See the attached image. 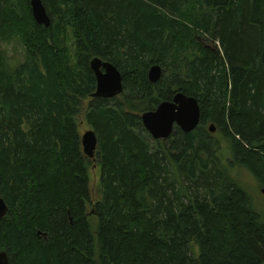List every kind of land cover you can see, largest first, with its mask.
I'll use <instances>...</instances> for the list:
<instances>
[{"label": "trees", "instance_id": "obj_1", "mask_svg": "<svg viewBox=\"0 0 264 264\" xmlns=\"http://www.w3.org/2000/svg\"><path fill=\"white\" fill-rule=\"evenodd\" d=\"M30 1L0 0L10 264H264V221L232 176L245 169L264 189V0H41L48 29ZM94 58L120 72L119 96L93 98ZM176 93L197 100L200 124L153 140L141 115ZM79 117L97 138L95 203Z\"/></svg>", "mask_w": 264, "mask_h": 264}, {"label": "water", "instance_id": "obj_2", "mask_svg": "<svg viewBox=\"0 0 264 264\" xmlns=\"http://www.w3.org/2000/svg\"><path fill=\"white\" fill-rule=\"evenodd\" d=\"M30 7L32 16L38 25L50 26V18L41 0H31ZM90 69L94 73L96 88L93 98L113 99L123 91L122 77L120 72L110 63L99 58L90 61ZM162 75L160 66L154 65L148 71L150 83H156ZM141 123L153 140L169 139L175 128L189 134L200 124V110L195 98L187 97L182 93H176L171 102L160 103L154 111L141 115ZM213 125L209 126V133H214ZM83 154L90 160H95L97 150V138L92 130H88L81 137ZM264 197V189L260 190ZM8 214V207L0 197V221ZM0 264H9L6 252H0Z\"/></svg>", "mask_w": 264, "mask_h": 264}, {"label": "rangeland", "instance_id": "obj_3", "mask_svg": "<svg viewBox=\"0 0 264 264\" xmlns=\"http://www.w3.org/2000/svg\"><path fill=\"white\" fill-rule=\"evenodd\" d=\"M211 49H214V45L207 44ZM6 57L11 59L12 62H21L23 60V49L19 45H16V42L12 44H6ZM217 47V46H216ZM78 132L80 137L84 135V133L90 130L89 126L86 124L85 120L82 117L77 119ZM210 125H207L209 128ZM212 136L211 141L213 143H217V145L221 148V153L224 160H230L231 155L229 152V146L227 142L224 140V137L215 130L214 133H210ZM91 164L89 166V187L91 193L92 203H95L98 199V189H99V180H100V168L95 160H91ZM232 176L234 178H240V181L245 186L248 194L251 195L256 211L261 215L264 221V197L261 195L258 190V182L256 179L245 169H235L232 171ZM239 180V179H238ZM91 211V206L88 208V213Z\"/></svg>", "mask_w": 264, "mask_h": 264}, {"label": "flooded vegetation", "instance_id": "obj_4", "mask_svg": "<svg viewBox=\"0 0 264 264\" xmlns=\"http://www.w3.org/2000/svg\"><path fill=\"white\" fill-rule=\"evenodd\" d=\"M8 256V255H7ZM9 264H10V257L8 256Z\"/></svg>", "mask_w": 264, "mask_h": 264}]
</instances>
